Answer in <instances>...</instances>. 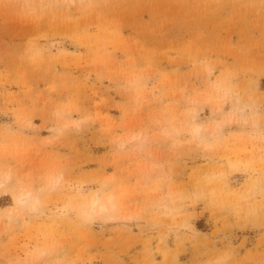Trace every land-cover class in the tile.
Here are the masks:
<instances>
[{
    "label": "rangeland",
    "instance_id": "obj_1",
    "mask_svg": "<svg viewBox=\"0 0 264 264\" xmlns=\"http://www.w3.org/2000/svg\"><path fill=\"white\" fill-rule=\"evenodd\" d=\"M47 2L0 0V264H264V0Z\"/></svg>",
    "mask_w": 264,
    "mask_h": 264
},
{
    "label": "bare ground",
    "instance_id": "obj_2",
    "mask_svg": "<svg viewBox=\"0 0 264 264\" xmlns=\"http://www.w3.org/2000/svg\"><path fill=\"white\" fill-rule=\"evenodd\" d=\"M77 0H48V2L51 4V5H53V6H55V7H59V6H63L64 4L66 5V2H70V3H74V2H76ZM78 1H83V0H78ZM47 2V3H48ZM74 5V4H73ZM52 7V6H51ZM47 8V7H46ZM207 100V99H206ZM207 102H208V100H207ZM221 104H222V102H221ZM219 107H221V106H219ZM220 111H222V110H220ZM195 114V113H194ZM232 119V118H231ZM193 129H194V127H193ZM200 127H198V126H195V131L197 132V133H199V131H200ZM202 130V129H201ZM193 131V130H192ZM195 131H194V133H195ZM205 131V130H204ZM137 138H135L134 140H136ZM139 139V138H138ZM137 139V140H138ZM132 141H133V139H131ZM136 140V141H137ZM125 144V143H124ZM124 144H122V146L124 145ZM126 145H124L123 147H125ZM5 185H6V183H0V190L1 189H3L4 187H5ZM113 197V196H112ZM16 199V201H17V203L19 202L20 204L22 203V204H24V202H26L27 203V201L30 199V193L28 192V193H21L20 192V194L17 196V197H15ZM108 198H109V196H108ZM109 199H112L111 197L109 198ZM113 202V201H112ZM109 203V202H108ZM97 207L99 208V210H101V211H106V208H105V206L104 205H101V200H100V198L96 195L93 199H92V201H91V209H93V210H97ZM113 207V206H112ZM111 209V208H110ZM112 210V209H111ZM95 212V211H94ZM106 212H108V211H106ZM105 212V213H106ZM100 213V212H99ZM102 213V212H101Z\"/></svg>",
    "mask_w": 264,
    "mask_h": 264
}]
</instances>
